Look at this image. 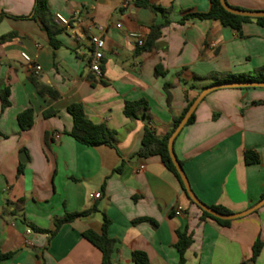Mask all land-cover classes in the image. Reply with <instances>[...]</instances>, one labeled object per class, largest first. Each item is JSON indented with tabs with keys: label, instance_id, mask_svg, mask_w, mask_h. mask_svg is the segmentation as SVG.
<instances>
[{
	"label": "crops",
	"instance_id": "obj_1",
	"mask_svg": "<svg viewBox=\"0 0 264 264\" xmlns=\"http://www.w3.org/2000/svg\"><path fill=\"white\" fill-rule=\"evenodd\" d=\"M137 1L48 0L53 22L55 13L69 19L67 27H51L53 46L30 15L34 0H0V91L9 90V104L1 108L0 100V252L11 253L0 264H103L82 233L100 234L104 218L111 264H136V250L148 264H178L177 232L191 236L183 264H264V205L219 224L202 216L158 154H136L145 126L165 135L187 98L211 85L204 75L264 68V27L245 21L238 33L216 19L180 21L207 11L209 0H146L169 9V23L154 47L142 49L137 39L144 42L164 17ZM226 1L264 10V0ZM95 33L104 40L101 76L89 68ZM138 99L147 101L149 116L130 119L124 103ZM76 102L114 133L111 145L87 146L68 134L67 106ZM27 108L32 124L21 129L17 115ZM248 149L258 162H244ZM173 151L204 204L234 213L256 203L264 193V87L207 93ZM85 210L55 227L65 213ZM256 239L261 249L251 261Z\"/></svg>",
	"mask_w": 264,
	"mask_h": 264
},
{
	"label": "trees",
	"instance_id": "obj_2",
	"mask_svg": "<svg viewBox=\"0 0 264 264\" xmlns=\"http://www.w3.org/2000/svg\"><path fill=\"white\" fill-rule=\"evenodd\" d=\"M139 5L149 8L154 12H160L164 20L160 24H151L149 26V31L146 35V39L142 44V49H149L156 45V39L159 37L161 27L167 25L169 23V19L167 17L169 9L163 8L159 5L150 4L146 0H139L136 2ZM235 7V6H232ZM239 8V7H236ZM31 17L39 19L44 27L47 30L50 43L53 46L58 44L52 37L54 31H51V27L57 28V23L53 22L49 7H48V0H34ZM188 18H197V19H216L219 20L223 25L229 26L240 33L241 24L245 21L254 20L258 25L264 27V17H256L251 18L247 16H239L232 14L226 11L220 4L219 0H209V8L205 12H188L182 16L180 21H184ZM52 20V22H51ZM49 23V24H47ZM163 73L160 70L159 66L155 67V74ZM203 79H209V84H215L220 82H227V81H264V68L257 67L253 70L252 73L249 74H231V73H210L204 75ZM169 83H165L164 90L166 93V98L169 100L170 93H169ZM49 93H52L49 91ZM9 90L8 87L3 88L0 91V100H1V108L6 107L9 104L8 100ZM53 95V94H52ZM194 97L187 98L186 105L180 111L179 114L174 115L172 117L171 125L168 132L158 137L156 136L153 131L148 127H144L141 145L136 152L137 155L140 156H148L152 154H158L164 164V166L171 171L177 180L183 191H185L182 182L177 174L174 165L169 157L168 150H167V140L170 133L179 123L182 116L185 114L186 110L188 109L189 105L192 103ZM67 111L72 117V127L69 130L68 134L71 135L75 140L80 142L81 144L87 146H95L99 144H107L111 145L114 139V133L110 131L104 124H96L93 123L88 119L85 115L83 107L81 103H71L67 106ZM123 112L125 116L130 119L137 118L138 116H149V107L147 101L144 99H138L133 101H125ZM194 120V111L189 116L186 124L191 123ZM17 121L21 129H27L32 124V110L30 108L24 109L17 115ZM259 156L255 150L248 149L244 152V162L246 164L258 162ZM182 165V162L179 160ZM118 170V169H117ZM20 171V167L18 168ZM264 196V193L261 197ZM191 201V200H190ZM192 202V201H191ZM193 203V202H192ZM213 209L222 212V213H231L229 210L222 206L218 205H210ZM200 208V207H199ZM201 209V208H200ZM88 211H81V212H72V213H65L61 218L55 220V227H58L60 223L70 221L71 219L75 218L76 216L86 214ZM201 214L203 217H210L216 220L219 224L227 225L229 224L230 220L227 219H220L214 217L207 213L206 211L201 209ZM108 224V220L106 218L103 219L102 223V231L100 234L95 233L91 230L84 231L82 235L89 240L93 245H95L100 251L102 255V263L103 264H111L109 258V248H108V238L106 235V227ZM191 242V236L182 232H177V242L175 244L177 251L179 253V263L183 264V253L185 249L189 246ZM261 249V242L259 239H256L252 246V255L250 260L253 261L257 254ZM10 252H0V260L6 259L10 257ZM132 258L136 264H148V259L144 252L142 251H133Z\"/></svg>",
	"mask_w": 264,
	"mask_h": 264
},
{
	"label": "water",
	"instance_id": "obj_3",
	"mask_svg": "<svg viewBox=\"0 0 264 264\" xmlns=\"http://www.w3.org/2000/svg\"><path fill=\"white\" fill-rule=\"evenodd\" d=\"M221 6L228 12L239 15V16H247L251 18H256V17H264V10H248V9H242V8H236L232 7L227 3L226 0H219ZM229 87H264V81H227V82H220V83H215L211 84L208 86H205L202 88L198 94L194 97L192 103L189 105L188 109L186 110L185 114L182 116L180 119L179 123L176 125V127L173 129V131L170 133L168 140H167V150L169 157L174 165V168L179 175V178L182 182V185L185 189V192L189 199L194 202L198 207H200L202 210L206 211L210 215L220 218V219H227L231 220L246 214H249L262 205H264V196L261 197L256 203L251 205L250 207L239 211V212H234V213H222L219 212L209 205L204 204L193 192L190 183L188 181V178L184 172V169L175 156V153L173 151V141L177 134L180 132V130L183 128V126L186 124L189 116L192 114V112L195 110L196 106L198 103L203 99V97L211 92L212 90L219 89V88H229ZM22 154V153H21ZM20 160L24 161L23 158H21L20 155Z\"/></svg>",
	"mask_w": 264,
	"mask_h": 264
},
{
	"label": "built area",
	"instance_id": "obj_4",
	"mask_svg": "<svg viewBox=\"0 0 264 264\" xmlns=\"http://www.w3.org/2000/svg\"><path fill=\"white\" fill-rule=\"evenodd\" d=\"M53 18L55 22L61 26V27H67L69 25V19L64 17L60 13H55L53 15ZM91 47H92V52H91V57H90V63H89V68L91 71H93L97 76H101V69H100V61L102 58V49L104 47V40L103 37L101 36L100 33H95L91 34L89 37ZM143 43V40L141 38L137 39V44L141 45ZM22 58L31 63V58L29 55L26 53L22 52L21 53ZM33 69L37 71L40 67L37 64H32ZM142 168V166H141ZM90 197L93 198H98L100 197V192H94L90 194ZM181 210V206H177L175 209V213H179Z\"/></svg>",
	"mask_w": 264,
	"mask_h": 264
}]
</instances>
